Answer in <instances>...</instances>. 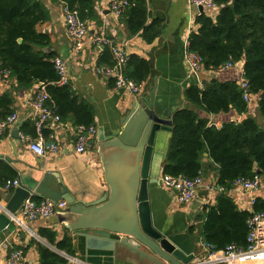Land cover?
Instances as JSON below:
<instances>
[{
    "label": "crops",
    "instance_id": "obj_1",
    "mask_svg": "<svg viewBox=\"0 0 264 264\" xmlns=\"http://www.w3.org/2000/svg\"><path fill=\"white\" fill-rule=\"evenodd\" d=\"M41 1L49 14L47 21L36 26L37 32L44 33L49 38V46L44 51L64 61L67 85L78 99L91 106L94 118L88 126L94 127L96 134L87 142L83 154L75 153L77 124L71 118L61 115L59 108L53 103V112L61 121L45 122L41 137L44 144L56 143L60 151L36 155L28 144L20 140L19 134L31 139L37 138L35 127L38 112L33 106V98L38 88H45V85L40 82L28 90H17L14 79L5 78L0 72V96L6 95L10 99L6 117L12 113L17 115L16 123L0 134V213L4 211L6 202L15 189L6 188L7 180H18L19 186L29 191L27 199L66 203L65 209L57 211L49 219L24 221L20 227L11 222L7 229L1 231L0 264H4L8 255L14 251L21 252L18 264H40V247L67 259L68 255L48 242L44 236L45 231L55 234V243L65 236L71 238L73 256L70 258L77 262L70 263L67 259L66 264H151L116 243L108 248V242H114L113 238L117 234L99 229L75 234L64 223H54V217L57 221L63 219L70 203L92 205L98 201H108V181L120 184L119 177L129 167L131 156L116 147H107L106 143L124 130L132 131L138 126L143 113L140 100L148 97L152 89L155 111L160 119L171 123V130L155 134L150 175L157 180V184L149 190L150 219L153 227L165 234L181 253L192 256L190 264L198 263L209 253V250L201 246V233L207 212L215 206L216 199L221 194L212 190L213 185H217L218 171L208 154L204 153L198 172L203 185L193 201L182 205L175 202L170 190L161 186L158 179L163 174L162 166L172 132V117L176 112L187 109L197 114L198 118L206 120L208 127L216 129L225 123H240L246 118H252L264 130V120L260 119L257 111V96L256 106L246 105L242 113L231 105L217 114L208 113L185 100V91L191 87H196L201 92L214 85L234 84L240 90V69L237 67L226 70L219 68L216 71L202 68L195 74L189 73L184 60L185 42L188 41L190 32L197 29L195 19L200 12L188 0H144L147 10L146 25L156 20L161 29L160 35L151 43L145 42L140 31L129 34L122 22L126 11L116 19L109 9L108 0H94L96 17L94 21L88 22V34L78 50L74 49V41L66 32L62 4L52 0ZM204 13L209 14V11L204 9ZM100 31L112 43L123 45L128 60L135 56L147 62L149 74L144 82L137 83L141 85L139 95L115 89L112 81L102 80L95 74V67L104 64L99 62L103 47L92 42L94 35ZM99 134L103 136L102 141ZM260 177L262 186L257 191L229 189L224 192L237 211L249 214L264 212V176ZM117 205V213L125 211V206L119 203ZM111 219L112 224L123 220L118 215H113ZM74 221L70 223H75ZM230 264H264V256L251 255L243 262Z\"/></svg>",
    "mask_w": 264,
    "mask_h": 264
},
{
    "label": "trees",
    "instance_id": "obj_2",
    "mask_svg": "<svg viewBox=\"0 0 264 264\" xmlns=\"http://www.w3.org/2000/svg\"><path fill=\"white\" fill-rule=\"evenodd\" d=\"M74 12L84 22L95 20L94 0H52ZM122 22L130 35L141 32L151 43L160 33L156 20L146 25L147 10L144 0H128ZM219 7L217 14L200 13L196 30L188 35V50L202 59L205 70L216 71L229 60L244 59L243 76L249 90L257 96V111L264 120V0H213ZM49 14L41 0H0V72L14 79L17 90H28L42 82L52 103L61 115L77 125H90L94 113L91 106L78 99L69 85H59L52 53L45 52L49 38L36 31ZM101 63L112 65V51L103 47ZM125 77L141 83L149 74L147 62L129 57L123 69ZM237 86L214 85L199 91L191 87L185 100L217 114L231 105L237 112L245 111L246 103ZM10 99L0 96V119L6 118ZM71 116V117H69ZM207 153L217 172V185L229 190L240 177L249 178L259 171L264 176V130L252 118L240 123H225L219 129L208 127L207 121L194 112L183 109L172 117V132L162 166L163 174L194 178L201 169L203 154ZM6 182V181H5ZM261 212V211H259ZM257 213V212H256ZM249 213L237 211L224 193L218 195L215 206L207 214L201 239L212 249L222 250L229 244L245 247L246 220ZM48 242L72 257V241L68 236L55 243V234L45 231ZM40 264H66L67 260L45 248H39Z\"/></svg>",
    "mask_w": 264,
    "mask_h": 264
},
{
    "label": "built area",
    "instance_id": "obj_3",
    "mask_svg": "<svg viewBox=\"0 0 264 264\" xmlns=\"http://www.w3.org/2000/svg\"><path fill=\"white\" fill-rule=\"evenodd\" d=\"M189 4L194 7H202L209 11V15L217 14L219 7L213 0H188ZM109 9L113 16L120 18L126 9L130 6L128 0H108ZM63 23L68 36L74 41V49L78 50L84 43V39L88 34V22L81 21L74 12L68 10L65 6L62 7ZM92 42L97 46H108L112 51V65L102 64L96 66L94 71L102 80L112 81L115 89H121L132 95L141 93V85L134 82L132 79L125 77L123 69L127 64L128 56L123 51L122 44L112 43L103 32L94 35ZM184 60L189 73L195 74L203 68L202 59L197 54L188 50V41L185 42ZM236 62L229 60L220 67L221 70H226L235 66ZM54 69L59 76V85H64L67 80V68L63 60L60 58L53 59ZM5 78L7 74L1 73ZM240 89L242 91V100L247 106H256V98L250 93L249 82L243 76V70L240 69ZM33 106L38 112V121L36 123V139L19 134L20 140L28 144L29 149L38 156H43L46 153H59L60 149L56 143L44 144L41 137V129L45 122L52 120L60 122V117L53 112L54 107L50 96L45 91L43 86L39 87L33 98ZM17 121V115L12 113L0 121V134L14 125ZM76 142L74 146L75 153L81 155L84 153L87 142L94 137L96 130L92 126L77 125L76 127ZM159 183L162 187L170 190L173 193V199L179 205L189 203L195 199L199 189L202 187L200 174L194 178H188L184 175L161 174ZM7 189L19 187L18 180H7L5 182ZM262 186L260 175L254 174L252 177L237 178L230 190L239 189L242 191H257ZM213 191L224 193L225 188L213 185ZM66 208L64 201L55 203L53 201L43 199L34 201L33 199L25 200L18 211L10 215V221L16 226H22L24 221H33L36 219H49L55 215L57 211ZM246 239L245 247H239L235 244H229L222 250H213L211 246L202 242L201 246L209 253L205 258L196 264H230L232 262H243L251 255L264 256V212H255L249 215L246 220ZM70 263H76L77 260L66 257ZM21 259V252H11L4 264H18ZM66 259V260H67ZM67 260V262H68Z\"/></svg>",
    "mask_w": 264,
    "mask_h": 264
},
{
    "label": "water",
    "instance_id": "obj_4",
    "mask_svg": "<svg viewBox=\"0 0 264 264\" xmlns=\"http://www.w3.org/2000/svg\"><path fill=\"white\" fill-rule=\"evenodd\" d=\"M198 10L200 13L204 12L202 7H198ZM244 63V59H241L235 66L242 69ZM153 94L154 89L148 97L140 100L143 113L138 126L132 131L124 130L106 143L107 147H116L131 156L129 167L119 177L120 184L107 180L110 186L108 201L102 200L92 205L70 203L63 219L57 221L54 217V223H64L75 234L98 229L117 234L113 238L114 242H108V248L116 243L151 264H190L192 256L181 253L165 234L153 227L150 219L149 190L157 184V180L150 175L155 134L171 130V123L158 117ZM99 138L103 140L102 134H99ZM28 197L29 191L24 187L19 186L13 190L4 211L0 213V232L9 227V216L15 214ZM117 203L125 206V211L117 213ZM113 215H118L123 220L112 224ZM73 221L75 223H70Z\"/></svg>",
    "mask_w": 264,
    "mask_h": 264
}]
</instances>
